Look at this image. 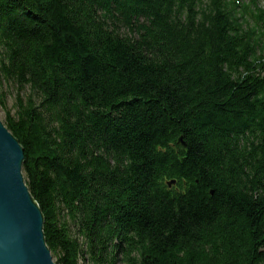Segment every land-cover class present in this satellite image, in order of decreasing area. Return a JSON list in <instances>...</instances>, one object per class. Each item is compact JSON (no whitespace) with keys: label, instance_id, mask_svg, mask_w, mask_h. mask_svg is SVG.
I'll list each match as a JSON object with an SVG mask.
<instances>
[{"label":"trees","instance_id":"obj_1","mask_svg":"<svg viewBox=\"0 0 264 264\" xmlns=\"http://www.w3.org/2000/svg\"><path fill=\"white\" fill-rule=\"evenodd\" d=\"M259 2L0 0V109L56 264H264Z\"/></svg>","mask_w":264,"mask_h":264},{"label":"water","instance_id":"obj_2","mask_svg":"<svg viewBox=\"0 0 264 264\" xmlns=\"http://www.w3.org/2000/svg\"><path fill=\"white\" fill-rule=\"evenodd\" d=\"M179 144L187 147L183 138ZM23 146L0 119V264H56L45 218L26 184ZM176 181L168 182L171 188Z\"/></svg>","mask_w":264,"mask_h":264},{"label":"rangeland","instance_id":"obj_3","mask_svg":"<svg viewBox=\"0 0 264 264\" xmlns=\"http://www.w3.org/2000/svg\"><path fill=\"white\" fill-rule=\"evenodd\" d=\"M261 5L264 6V0H261ZM8 102H9V106L12 107L13 106V100L12 99H9ZM0 119L3 122L5 120V114H4V112L1 109H0Z\"/></svg>","mask_w":264,"mask_h":264}]
</instances>
